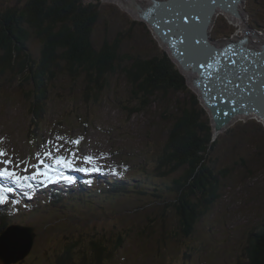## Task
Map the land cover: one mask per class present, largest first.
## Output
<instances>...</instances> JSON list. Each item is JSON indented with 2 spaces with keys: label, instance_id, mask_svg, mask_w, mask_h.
<instances>
[{
  "label": "rangeland",
  "instance_id": "374dc122",
  "mask_svg": "<svg viewBox=\"0 0 264 264\" xmlns=\"http://www.w3.org/2000/svg\"><path fill=\"white\" fill-rule=\"evenodd\" d=\"M26 1L0 0V10L11 6L12 9H17ZM50 1L45 0L49 6L52 5ZM121 1L123 0L115 4L102 0L87 1L96 4L98 12L91 35L93 45L99 46L105 41L117 40L119 54L122 56L170 58L169 52L160 48L148 25L136 15L133 17L128 14ZM245 4L250 26L257 28L259 36L263 35L264 0H247ZM245 12L243 9L242 13ZM235 25L231 26L219 16L214 27L209 28V33L215 39H229L232 32L236 31L238 34ZM38 43L35 39L28 42L33 56L39 55ZM171 62L176 67V61ZM183 73L186 74L184 71ZM184 76L188 80L189 77ZM13 79L11 75H0V148L7 153L0 160L11 158L14 164L8 166L9 170L30 176L35 171L32 165L44 170L39 163L41 159H45L53 167H56V156L71 159L72 167L59 168V171L67 176L72 174L75 183L55 180V188L58 190L61 185L63 196L67 197L65 199L76 200L72 206L65 204L68 209L39 207V211L32 212L33 207H28L20 211L26 218L16 220V223L32 227L33 234L35 233L31 255L20 264H47L48 259L63 249V238L74 237L93 229L105 232L106 220L123 217L128 213L127 218L141 204L143 209L154 210L156 203L148 196L133 195L115 202L103 197L92 204L85 197L80 199L77 191H72L71 187L87 178L96 191L99 187L91 180L100 182L108 177L106 182H112L111 174L116 173L120 164L129 170H135L138 165L144 164L147 156H152V151L159 150L166 140L169 110L171 114H175L178 107L193 106L203 118V131L211 128L209 111L203 106L199 92L189 84V80L187 92L157 94L151 98L154 105L150 109L131 114L125 108L136 107V103L131 100V88L120 70L110 79L109 88L102 92L97 102L85 99L87 82L83 78L73 81L69 76H61L53 83V87L50 86L48 99L40 101L43 112H39L35 119V114L32 113L34 97L28 98L23 93H29V87L23 81L17 80V84ZM248 119V123L237 120L234 125L212 138L214 143L210 157L213 160V172L220 180L221 198L199 223V234L196 232L194 237L185 240L186 245L194 247L191 249L194 250L191 258L190 250L185 253L193 264H243L251 235L256 236L263 229L264 126L256 118ZM76 140H79L78 144L71 143ZM45 152H51L52 157L45 156ZM86 157L92 159L86 161ZM3 167L5 165L0 163V168ZM45 182L41 178L39 181L29 180L27 184ZM14 185L18 191L6 195L14 193V196H18L23 187L10 180L0 179V186L13 189ZM93 193H88L87 197ZM119 196H122L121 191ZM139 214L128 219L139 223ZM12 235L11 243H14L17 250L22 235L13 229ZM143 244L147 248L152 247V244ZM164 247L160 250L163 259L158 264H187V260L175 255L173 243H165ZM122 251L123 253H117L118 262L109 264H150V260L144 261L138 256L133 240L128 241ZM169 255H172V259L166 260Z\"/></svg>",
  "mask_w": 264,
  "mask_h": 264
},
{
  "label": "trees",
  "instance_id": "16d2710c",
  "mask_svg": "<svg viewBox=\"0 0 264 264\" xmlns=\"http://www.w3.org/2000/svg\"><path fill=\"white\" fill-rule=\"evenodd\" d=\"M26 2L17 9L11 6L0 10V14L3 13V17L0 16V75H11L15 83L21 80L27 84L29 93H23L28 98L34 97L32 113L35 119L43 111L40 101L47 100L50 86L53 87L61 76H69L73 81L83 78L87 82L85 99L97 102L102 92L109 88L110 79L120 70L131 88V100L136 103V107L125 108L131 114L150 109L154 105L151 98L157 94L187 92L186 80L169 57L122 56L117 40L94 46L91 35L98 19L96 4L85 0H51V6L45 0ZM31 39L39 42L38 56L30 52L28 42ZM175 110V114L168 111L169 128L162 147L152 151L153 155L147 156L144 164L132 170L129 179H124L127 180L125 184L120 182L112 187L114 183L107 182L101 186H108L112 191L96 194L94 198L87 197L89 181L71 187L80 199L85 197L92 204L103 197L114 200L119 191L122 196H148L156 203L154 210H144L141 204L127 218L128 213L106 220L105 232L93 229L63 238V249L48 259L47 264L111 261L130 240L134 241L138 256L144 261L150 260V264L162 261L160 250L165 248V243H173L175 255L191 262L185 253L190 250L191 258L194 247L186 245L185 240L194 237L196 232L199 234V223L221 198V184L213 172L210 157L214 143L212 129L203 131V118L195 107L183 106ZM121 175L127 172L121 171ZM59 193H62L60 189L51 193L50 205L45 208L68 209L65 204L76 203L74 198L61 199ZM20 205L28 207L32 202L20 204L15 200L0 208V233L19 220L14 218L13 211ZM138 214L139 223L128 219ZM262 227L264 229V225ZM263 229L256 236L251 235L243 264H264ZM143 242L152 247L147 248ZM171 259L172 255L166 258Z\"/></svg>",
  "mask_w": 264,
  "mask_h": 264
},
{
  "label": "bare ground",
  "instance_id": "6f19581e",
  "mask_svg": "<svg viewBox=\"0 0 264 264\" xmlns=\"http://www.w3.org/2000/svg\"><path fill=\"white\" fill-rule=\"evenodd\" d=\"M85 1L87 2L89 0ZM102 1L115 4L120 0ZM121 3H125L128 11L134 12V14L141 12V14L147 18V25L151 30V34H154L160 48L169 52L171 61H176L175 65L177 68L179 66L182 67V58H184L183 55L178 54V50L184 54H187L190 50L192 53L189 54H193L192 57L195 59L199 52L201 54H205L206 52L208 59L203 57L204 62L200 67L202 69L206 66L211 68L214 66L215 69L217 68V72L215 69L208 72H204L203 70V76L205 78H213L211 82L219 86H214L212 88L207 86V90H211L210 93L214 98L218 96V91L222 92L219 88L224 89L226 87H231L233 90L242 88L241 92L244 98H248V101H251L256 95L260 94V92L257 91H262L264 89V50L263 55H258L257 53V51H259L257 42L262 38L257 34V28H253L249 24V13L245 9L247 0H214V4L210 6L196 0H123ZM243 9L246 11L245 14H242ZM199 10L202 11L203 14L198 13L197 11ZM193 11L198 16H195ZM219 16L227 20L231 26L236 24L235 26L238 30V34L234 31L230 34L231 37L229 39H227V37L222 40L221 38H212L209 30L205 32V27H214ZM202 31L204 32L202 33ZM188 37L193 40H188ZM195 38H197L199 42L194 40ZM209 38H211V40L214 39L213 42H216V44L212 46L209 42ZM243 60L249 61L248 69L251 71L249 73H253L251 77L243 72V69L242 71H235L230 68V66L236 64V61L241 62ZM232 73L234 76H232ZM181 75L188 76L189 81H187L193 84L196 87L195 90L198 92L200 91V94L203 93L201 96L206 99H200V101L205 108H209L207 110L211 118L212 138H215V136L224 129L234 125L233 123H236L237 120H244V123H248V121H250L248 118H256L255 120L260 124L262 123L261 125L264 126V114L260 115V111L264 107L263 105H256L253 102L247 110H242L238 105L234 107L227 103L229 106L226 113L215 114L210 111V108L212 109L216 103L210 101L205 94V89H200V85L198 86L196 83H193V80L197 79V75L194 72L190 73V71ZM205 80L201 82L204 83ZM233 80L234 83L232 82ZM201 82L199 84H202ZM260 85L263 86V89L259 87ZM213 89L216 92L215 94L213 93ZM226 94L229 95V92ZM111 183H113V181ZM12 238L13 237H11V240ZM9 246L11 254L14 253L16 251L14 243L10 241Z\"/></svg>",
  "mask_w": 264,
  "mask_h": 264
},
{
  "label": "water",
  "instance_id": "95a60500",
  "mask_svg": "<svg viewBox=\"0 0 264 264\" xmlns=\"http://www.w3.org/2000/svg\"><path fill=\"white\" fill-rule=\"evenodd\" d=\"M196 1H201L202 3H205V4H207L208 5V3H210V1H211V3L212 4H214V0H196ZM124 5H125V3H124ZM126 6V5H125ZM126 12H128V14H130L131 16H133L134 17V15H136L137 16V18H139L141 21H143V15L141 14V12L140 13H138V14H134V12H130V11H126ZM198 13H200V14H203V12L202 11H197ZM193 14L195 15V16H198L197 14H195L194 13V11H193ZM135 16V17H136ZM147 19V18H146ZM209 30V26H207V27H205V31H208ZM262 39L261 40H259L257 43V45L259 46V48H262V49H264L263 47H264V36H260ZM196 40H198L197 38H195ZM194 39V40H195ZM188 40H193L192 38H190V37H188ZM209 42L211 43V45L213 46V45H215V42H212V41H210V38H209ZM262 49H260L259 51H257V53H258V55L259 54H262L263 55V50ZM262 50V51H261ZM172 51H175V50H172ZM177 52V51H176ZM189 53H192V52H190V50L188 51V53L187 54H184V53H181V52H179V50H178V54H181V55H183L184 56V58H182L183 59V64L185 65V66H188V67H186V68H184L183 69V71L184 72H186L187 73V71H190V73L192 72V70H191V66L192 67H194L193 68V71H194V73L197 75V79H196V85H200V89H205V94L207 95V97L210 99V101H214L215 103H216V105L211 109V111L213 112V113H215V114H224V113H226V111H227V108H228V106L229 105H227V103H229V104H231V105H233L234 107H237V104L239 103V102H235L234 101V99L235 98H238V97H242V96H240L239 94L240 93H242L241 91H242V88L241 89H232L231 87H226V88H224V89H222V88H219V89H221L222 90V92L220 91H218V96L216 97V98H214L213 97V95L210 93L211 92V90L209 89V90H207V86L209 87V88H212V87H214V86H218V84H216V83H212L211 81H212V79L213 78H211V77H204L203 76V70H204V72L206 71V72H208V71H210V70H213V69H215L214 68V66L211 68V67H205L204 69H202L200 66H201V64L204 62V60H203V57L205 58H208V56H202V54L199 52L198 54H197V57H196V59L195 58H193L192 57V55L193 54H189ZM206 53V52H205ZM196 55V54H195ZM195 57V56H194ZM193 60H195V61H193ZM184 66V67H185ZM215 71L217 72V68L215 69ZM193 73V72H192ZM208 75V74H207ZM228 76V75H227ZM232 76H234V74L232 73ZM207 81H209V82H207ZM204 81L205 80V82L204 83H202L201 81ZM234 81V80H233ZM202 83V84H199V83ZM206 86H205V85ZM264 86V85H263ZM219 87V86H218ZM227 92H229V95H227L226 93ZM199 93H200V91H199ZM213 93L215 94L216 92H215V90L213 89ZM202 94V93H201ZM261 94H263V93H260V94H258V98H256V99H254V101H255V104H260L261 102H262V98L264 97V95L263 96H261L260 97V95ZM202 99H204V100H206L205 98H202ZM246 99H248V98H246ZM244 102V101H243ZM249 102V101H248ZM245 103V102H244ZM241 104H239V106H240ZM242 110H247L248 109V106H246L245 105V107L243 106L242 108H241ZM262 113H260V115H261ZM259 121H261V119L259 118ZM264 123V122H263ZM13 230L14 231H18V232H20L21 233V235H22V241L20 242V245H19V248L14 252V254L12 255L11 254V250H10V246H9V243H10V241H11V237H13V235H12V229H8L1 237H0V261L2 262V264H16V263H18L19 261H21V260H23L26 256H28V254L31 252V250H32V247H33V244H34V235H33V230H32V228H29V227H15V228H13Z\"/></svg>",
  "mask_w": 264,
  "mask_h": 264
},
{
  "label": "snow or ice",
  "instance_id": "6c2138e0",
  "mask_svg": "<svg viewBox=\"0 0 264 264\" xmlns=\"http://www.w3.org/2000/svg\"><path fill=\"white\" fill-rule=\"evenodd\" d=\"M60 139V138H58ZM71 143L78 144L79 140L71 141ZM59 151V148L56 149ZM7 155L6 151L2 148H0V157H5ZM45 156L51 158L52 153L51 152H45ZM91 157H86V161H90ZM0 163L5 165V167L0 168V179L4 180H10L13 183L17 184L21 187H29L31 188V184H27V181L29 180H37L39 181L41 178L44 181L51 182L54 179H62L67 183H75V179L72 176L64 175L59 171V168H71L73 161L71 159H66L63 156H56L54 158V165L56 167H53L51 165L45 164L44 160H40L39 163L43 165V171L37 167V165H32V167L35 169V171L29 176V175H19L16 171L9 170L10 165L14 164V161L11 158L0 160ZM16 167H19V164H16ZM81 171H88V169H80ZM27 171V169H25ZM51 173V174H50ZM12 188H5L3 186H0V205L5 204L8 202V196L6 193L12 192Z\"/></svg>",
  "mask_w": 264,
  "mask_h": 264
},
{
  "label": "flooded vegetation",
  "instance_id": "af4514ba",
  "mask_svg": "<svg viewBox=\"0 0 264 264\" xmlns=\"http://www.w3.org/2000/svg\"><path fill=\"white\" fill-rule=\"evenodd\" d=\"M205 31V30H204ZM204 31H202V33L204 32ZM212 31V30H211ZM206 32V31H205ZM201 33V34H202ZM211 35V34H210ZM209 35V36H210ZM213 41H214V39H212ZM212 41V42H213ZM252 43H255V42H252ZM251 44V43H250ZM258 49L260 50V49H262V48H259L258 47ZM262 50H264V49H262ZM261 50V51H262ZM263 53V52H262ZM260 55H262V54H260ZM244 62V63H243ZM249 61H246V60H243V61H241V62H239V61H236V64L235 65H233V66H230V68L231 69H234L235 71H242V69H243V72H245L247 75H249L250 77L253 75V73H249V72H251V71H249V69H248V65H249V63H248ZM240 65V66H239Z\"/></svg>",
  "mask_w": 264,
  "mask_h": 264
}]
</instances>
